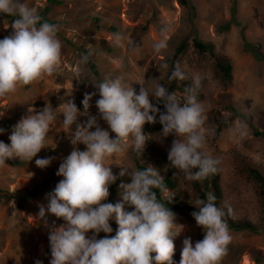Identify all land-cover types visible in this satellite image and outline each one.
Masks as SVG:
<instances>
[{"label":"rangeland","instance_id":"obj_1","mask_svg":"<svg viewBox=\"0 0 264 264\" xmlns=\"http://www.w3.org/2000/svg\"><path fill=\"white\" fill-rule=\"evenodd\" d=\"M20 2L35 9L38 14L47 5V0ZM235 2V16L245 23L247 39L253 44L260 43L264 53V0ZM191 4L195 11L191 7L181 6L178 0H65L64 5L55 6L51 16L62 21L58 25L65 37L64 40L58 37L62 43V64L54 75L27 87H18L16 93L0 98V127L13 117L21 119L32 107L39 111L46 105L55 110L57 120L48 133L50 139L46 148L33 161L10 160L6 162L9 167L0 168V189L8 192L32 189L52 172H57L60 163L74 147L85 150L83 144L72 145L69 134L62 127V110L58 108L63 102L72 99L79 111L84 113L82 101L85 93L97 92L92 83L120 78L124 84L132 85L137 94L140 85L154 90L156 84H161L169 92H175L183 103L185 90L182 85H192L193 77L199 76L202 83L197 99L202 103L206 117V144L202 151L220 161L218 167L223 194L220 207L227 202L234 209L235 221H249L262 226L263 189L249 175L248 169H257L264 176V136H255L249 125L233 114L231 107L246 114L264 130V61L242 48L241 27L232 25L229 30H224V26L232 19L233 0H191ZM4 21L0 20V39L12 32L11 23L8 22L9 27L5 28ZM117 33L123 37L119 42L114 39ZM197 38L214 44L215 54L232 62V81L224 79L213 55L197 51L194 47ZM161 40L166 41L167 47L157 53L154 45ZM129 41L139 47L138 50L133 51ZM183 44L185 50L178 56L176 65L179 63L186 79L169 84L172 58ZM83 48L92 53L97 74H94L89 64L78 62L84 55ZM164 65L168 66L167 69ZM97 99L98 94L90 101L87 114L78 116L77 122L86 124L89 117H96L99 126L109 130L99 118L95 106ZM152 102L156 103L154 99ZM36 103H40L41 107ZM164 111L166 109L160 110ZM216 114L221 120L230 123L221 132L218 130L220 123L214 118ZM72 130L75 131V126ZM143 131L149 135V141L142 157L137 155L129 142L123 155L107 161L119 185L131 182L128 176H119L120 167L136 169V159H140L157 168L163 177L170 171L178 187L175 191H169L167 196L183 205L193 206L195 199L200 197L195 182L185 179L168 160V152L176 137L161 135L162 125L158 115L157 122L145 124ZM10 134V131H4L0 134V141L10 144ZM110 135L114 137L115 134ZM39 158H52V163L46 169H40L35 164V159ZM61 179L57 176L54 185ZM122 194L120 187L116 203L122 202ZM46 197L47 194H41L24 208H18L12 202H0V264H35L49 250V231L38 215L39 206L48 203ZM125 210L132 209L125 205ZM175 217V223L183 228L178 226L174 229L177 233L181 232L174 239L173 257L174 264H180L183 240L190 237L194 245L203 239L204 234L193 217L180 214H175ZM47 221L49 226L54 222L57 227L64 223L51 215L47 216ZM110 225L113 229L110 235L115 236L118 225L114 219ZM230 234L232 240L222 264H264V234L233 230H230ZM88 235L91 236V233ZM105 235L100 233L98 238ZM50 260L51 253L49 264Z\"/></svg>","mask_w":264,"mask_h":264},{"label":"clouds","instance_id":"obj_2","mask_svg":"<svg viewBox=\"0 0 264 264\" xmlns=\"http://www.w3.org/2000/svg\"><path fill=\"white\" fill-rule=\"evenodd\" d=\"M0 17H12L11 34L0 39V98H6L16 93L18 87H27L54 75L62 64V43L58 38L60 26L42 21L35 9L20 0H0ZM4 25L9 27L8 20ZM114 39L119 42L123 37L117 33ZM129 44L133 51L138 50L132 41ZM166 47V41L161 40L154 45V50L160 53ZM78 62L88 64L89 56L82 55ZM185 79L177 63L168 82ZM201 83V78L194 76L181 103L175 92H169L164 85L156 84L154 90L140 85L137 94L132 85L116 78L92 83L97 92L85 93L84 113L72 99L60 105L64 132L69 134L72 145L83 144L85 150L74 147L60 163L56 175L63 179L47 194V205L39 206V218L49 231L50 264H174V239L181 233L174 229L182 226L175 223V214L157 196L158 190L169 203L173 200L167 196L170 189L164 177L152 165L143 170L120 167L119 176H128L131 182L120 185L122 202L113 204L107 201L117 176L107 161L123 155L129 142L142 157L149 141L144 125L155 124L158 115L161 135L176 137L168 152L171 166L188 181L203 182L217 174L219 159L202 151L206 144V117L197 99ZM97 94L95 106L99 118L110 131L102 129L96 117H89L86 124L77 122L78 116L87 114L90 101ZM161 103L166 109L164 112L157 107ZM56 120V112L49 105L39 111L33 107L28 110L12 127L10 144L0 141V168L9 167L6 162L10 160L33 161L46 148L48 133ZM3 132L0 129V134ZM51 163L52 158L35 159L40 169H46ZM125 205L132 210L126 211ZM193 206L197 211L192 216L204 235L194 245L190 237L183 240L180 264H222L232 240L225 217L234 218V209L227 202L218 207L211 191L205 198L197 197ZM48 215L64 223L57 227L53 222L49 226ZM113 219L118 225L115 236L110 235ZM100 233L106 235L98 238Z\"/></svg>","mask_w":264,"mask_h":264},{"label":"trees","instance_id":"obj_3","mask_svg":"<svg viewBox=\"0 0 264 264\" xmlns=\"http://www.w3.org/2000/svg\"><path fill=\"white\" fill-rule=\"evenodd\" d=\"M181 6L184 7H191L193 11H195V7L191 4V0H178ZM65 4V0H47V5L39 12L40 17L42 18V21H47L49 23L53 24H59L62 21L54 19L51 14L52 10L55 6H61ZM237 12V7H236V2L233 0V5L231 8V16L232 19L224 26V30H229L232 25L241 27V36L243 40V47L245 51L251 52L255 54V57L260 60L264 61V53L262 52L261 44L256 43L253 44L251 43L246 35H245V23H242L237 19L235 16ZM0 20H8L9 23H12V17H0ZM58 37L62 38L63 40L65 39L63 33L61 30L58 32ZM194 47L197 49V51L200 54L204 53H210L217 59V64L219 65L222 74L224 75V79L228 81H232L233 79V64L232 62L227 59V58H222L219 55L215 54V47L214 44L212 43H205L201 41L200 39H195L194 40ZM185 50V45H181L180 47L177 48L175 55L172 58L171 61V69L172 71L175 68L178 56L183 53ZM82 51L84 52V55L89 56V66L91 70L94 72V74L98 73V69L96 64L94 63L92 59V53L83 48ZM191 85L189 84H183L182 87L187 89ZM37 106L41 107L40 103H36ZM158 107L160 110H164V105L158 104ZM233 110V114H235L237 117L242 118L251 128L253 134L257 137L264 136V130L260 129L259 126L254 123L250 117H248L246 114L237 112L233 107H231ZM214 118L217 120V122L220 123L219 125V132L223 130V128H227L230 126V123L228 121L221 120L218 115L216 114ZM20 119V117H13L9 120H6L4 122V125L0 127V129H4V131H10L13 126H15V123ZM147 167V164L143 163L140 159H136V169H141L143 170L144 168ZM249 175L252 176L257 182H259L262 186L263 189V214H264V176L263 174L257 170V169H248ZM57 172H52L49 177H47L40 185L29 189V188H23L20 190H17L15 192H8L5 190L0 189V202L2 203H9L12 202L14 203L18 208H24V206L38 197L41 194H48L52 192L55 189L54 181L57 178L56 175ZM220 171L217 174L211 175L207 179H205L203 182L200 181H194L196 190L198 191L199 195L201 198H205V194L209 191L213 192L216 196V204L218 207L221 206L222 200H223V194H222V189H221V184H220ZM164 180L170 191H175L178 187V182L175 179V177L171 174L170 171L166 173V176H164ZM119 181L116 180V182L110 186V196L108 198V202L115 204L116 200L118 199V196L120 194V185ZM157 196L161 200L162 203H164L174 214H180L188 218H192V213L197 211V209L194 206H188V205H183L179 201L173 198L172 202L169 203V199L164 197L163 194L159 193L157 190ZM171 198V197H170ZM225 219L227 220V223L229 225V229L237 232H242V231H247L251 233H257V234H264V222L262 226H257L249 221H241L237 222L233 218L226 216ZM51 250H49L38 260L41 262V264H49L48 263V258L50 256ZM36 264V263H35Z\"/></svg>","mask_w":264,"mask_h":264}]
</instances>
